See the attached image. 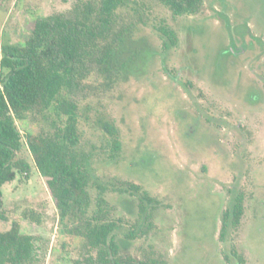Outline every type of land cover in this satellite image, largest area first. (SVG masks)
Wrapping results in <instances>:
<instances>
[{
    "label": "rangeland",
    "instance_id": "374dc122",
    "mask_svg": "<svg viewBox=\"0 0 264 264\" xmlns=\"http://www.w3.org/2000/svg\"><path fill=\"white\" fill-rule=\"evenodd\" d=\"M74 2L0 0V49L23 43L37 17ZM138 3L149 19L134 36L148 49L143 64L81 103V145L93 152L108 217L121 225L119 251L164 264H264V0H204L199 12L175 17L156 0ZM162 20L177 36L170 48L154 28ZM99 116L116 127L115 155L92 124ZM17 156L30 170L2 185L0 231L17 221L35 237L37 264H76L87 255L83 241L64 232L25 143ZM126 183L157 201L149 226L137 196L118 190ZM97 191L90 188L93 199ZM237 195L239 221L222 229Z\"/></svg>",
    "mask_w": 264,
    "mask_h": 264
},
{
    "label": "trees",
    "instance_id": "16d2710c",
    "mask_svg": "<svg viewBox=\"0 0 264 264\" xmlns=\"http://www.w3.org/2000/svg\"><path fill=\"white\" fill-rule=\"evenodd\" d=\"M138 1L76 0L66 12L37 17L23 43L1 44L0 209L2 185L30 170V163L17 156L25 143L45 178L64 232L84 243L87 255L76 264H164L155 258L121 255L115 232L121 225L108 217L106 188L91 171L93 152L81 145L82 123L88 120L82 101L92 94L104 96L116 82L137 71L148 53L134 38L149 21ZM156 1L175 17L199 12L204 0ZM154 28L166 48L176 45L175 31L165 21ZM29 122L39 130H30ZM92 124L109 135L115 155L120 141L113 122L99 116ZM93 187L98 190L94 199ZM118 190L137 196L140 218L149 226L157 201L138 184L126 183ZM241 200L237 195L222 229L228 219L237 225ZM0 218H4L1 212ZM134 233L132 229L127 234L133 238ZM34 241L13 221L9 229L0 231V264H37Z\"/></svg>",
    "mask_w": 264,
    "mask_h": 264
}]
</instances>
